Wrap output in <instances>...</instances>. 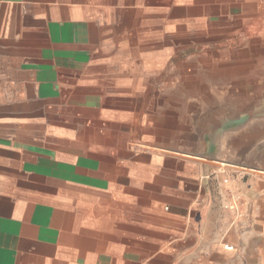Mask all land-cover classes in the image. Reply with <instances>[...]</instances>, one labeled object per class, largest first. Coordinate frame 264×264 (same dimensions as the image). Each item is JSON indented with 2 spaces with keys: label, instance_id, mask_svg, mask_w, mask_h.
Segmentation results:
<instances>
[{
  "label": "crops",
  "instance_id": "0c3cea01",
  "mask_svg": "<svg viewBox=\"0 0 264 264\" xmlns=\"http://www.w3.org/2000/svg\"><path fill=\"white\" fill-rule=\"evenodd\" d=\"M263 13L0 0V264H264V117L206 138L176 101L183 47Z\"/></svg>",
  "mask_w": 264,
  "mask_h": 264
},
{
  "label": "rangeland",
  "instance_id": "374dc122",
  "mask_svg": "<svg viewBox=\"0 0 264 264\" xmlns=\"http://www.w3.org/2000/svg\"><path fill=\"white\" fill-rule=\"evenodd\" d=\"M183 49L197 57L198 65L191 75H183L182 88L176 91L183 129L191 127L190 114L196 109L204 125L213 113L232 118L252 112L255 105L264 110V13L257 25L240 27L213 44L191 43Z\"/></svg>",
  "mask_w": 264,
  "mask_h": 264
},
{
  "label": "water",
  "instance_id": "95a60500",
  "mask_svg": "<svg viewBox=\"0 0 264 264\" xmlns=\"http://www.w3.org/2000/svg\"><path fill=\"white\" fill-rule=\"evenodd\" d=\"M263 104L261 103L260 106H262ZM256 107H258L257 105H255L254 109L252 112H245L244 114H240L238 116H234L232 118L227 117L226 115H218L216 113H213L211 115V117H207L208 119L204 120V122H207V126L204 125L203 122H200L198 117H197V121H196V127H197V132L199 134L198 129H202L203 130V134L205 135V137L207 138V136H210L211 133L212 135H214L215 137H219L224 130H233V129H237L239 126H241L242 124H244L246 121H248L249 119L255 117V116H262L264 117V110L262 109H257ZM199 134V135H201Z\"/></svg>",
  "mask_w": 264,
  "mask_h": 264
},
{
  "label": "built area",
  "instance_id": "2783aa9c",
  "mask_svg": "<svg viewBox=\"0 0 264 264\" xmlns=\"http://www.w3.org/2000/svg\"><path fill=\"white\" fill-rule=\"evenodd\" d=\"M228 248H233V245H231V244H228V245H226Z\"/></svg>",
  "mask_w": 264,
  "mask_h": 264
}]
</instances>
